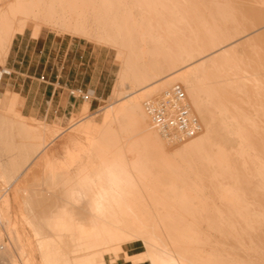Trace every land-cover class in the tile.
Here are the masks:
<instances>
[{"label":"bare ground","instance_id":"1","mask_svg":"<svg viewBox=\"0 0 264 264\" xmlns=\"http://www.w3.org/2000/svg\"><path fill=\"white\" fill-rule=\"evenodd\" d=\"M139 2L0 0V65L17 36L30 29L39 38L43 28L109 45L122 64L112 94L117 102L107 107L102 128L97 134L92 122L76 128L87 144L81 150L69 144L66 161L53 163L47 152L60 128L30 124L15 108L16 119L0 115V222L10 240L1 242L0 259L107 264L106 256L125 253L134 264H264V0H150L155 16ZM161 21L172 33L170 48ZM5 73L0 69V81ZM176 84L202 124L200 134L177 142L154 130L143 103ZM238 88L251 91L252 113L241 105L234 108L239 116L228 114L224 95ZM12 97L7 93L0 104L12 107ZM206 114L218 123L209 124ZM36 160L50 185L60 179L58 187L45 189L48 179L43 190L22 186ZM69 161L74 170H61ZM109 165L118 180L107 213L96 216L90 191L75 201L70 193L82 175L101 177ZM10 213L51 214L50 230L43 238L40 227L34 230L41 238L33 245L9 222ZM136 241L146 251L129 256L125 247Z\"/></svg>","mask_w":264,"mask_h":264},{"label":"rangeland","instance_id":"2","mask_svg":"<svg viewBox=\"0 0 264 264\" xmlns=\"http://www.w3.org/2000/svg\"><path fill=\"white\" fill-rule=\"evenodd\" d=\"M139 4L143 7L145 6L149 7L150 9L153 10V15L154 16L156 15L155 14L156 11L154 10L156 6L154 4L150 6V0H140ZM157 8L159 9L161 8L163 16L167 18L168 10H166L164 6L161 7L160 5H157ZM160 24H161L160 28H163L165 32L164 35L167 36L168 38L167 44L169 45L170 48L172 44L169 40L171 38L172 33L170 34L168 30L169 29L168 25H165L163 21H161ZM41 31L42 32L39 38H34L32 35V31H30V29L27 30L25 36H21V35L17 36L12 44L11 54L9 58H7L4 65H0V69L7 71V73L3 75V78L0 81V101L4 99L7 93L13 96L11 100V102L13 103L11 104L12 107L9 106L5 107L2 104H0V115L3 114L1 116L6 119L8 118V120L16 119V115L13 113L14 112L13 108H15V111H17L22 117H24V119H26L29 123L31 122L30 124L33 123V125L35 124L38 126L42 125V128L45 127L46 130L60 128L61 131H64L65 134L63 133L64 135L62 134L60 138L56 139L47 150V152L51 155V158H53L54 160V161L52 160V162L56 163L57 160H62V161L67 160V155H65L67 154L66 149L72 147V149L74 148L77 150H81L82 146L83 145L85 146V144H87L86 143L87 139H85L87 138L85 135L86 133L85 134L78 133L75 131L76 128L78 130L82 125H85L88 122H92V129L95 134H97V132L102 128L104 121L103 117L107 112L108 109L107 107L117 102V100H115L116 98L112 97L113 96L112 94L115 91V88L118 86L120 80L118 76H120V72L122 70V64L120 60L117 59L118 51L115 48L110 47L109 45L106 46V44H102V43L98 44L95 41L94 43L92 40H89L85 37L80 38L73 36L71 34L60 35L57 34L56 31L49 30L48 28L47 29L43 28ZM61 60H63V64L65 66V70H64L65 76L68 75L69 70L72 68L70 81L77 83L80 87V88H75L74 90L81 89L83 92L96 91V93L92 96V98L86 101H83L78 96L71 95L72 97L78 99L79 103L83 104V107L86 103L91 105L92 100L94 101L95 98L99 97V94L105 89V85H107L105 97L102 99L101 109L99 111L89 110L87 113L85 112L81 113L83 115L73 116L71 120L68 121L69 122L68 125L65 124L66 123L65 121H61L60 119H58L59 114H56V111L58 109L59 97L60 94L63 92L60 84H58V81H60L61 83V78L57 79V76L60 75L59 70L61 68L60 66ZM82 62L83 65H80V63ZM201 78L203 81H205L204 76H202ZM126 83H128V81H126ZM90 84L93 85L94 87L88 88L87 86ZM130 84L131 82L128 83L129 86H131ZM82 85L83 88L81 87ZM97 85L99 86L98 91L95 89ZM234 87L235 88L239 87V84L238 85L234 84ZM166 89L170 90L169 88H163V91H165ZM232 91L233 90H230L227 92L226 95H224L226 99L228 97L227 99L228 107L230 108V110H232V113H228V114L230 115L234 113L238 114L240 111L234 112V108L235 107L239 108L241 105L246 110V112L252 113L253 108H250L252 105L251 91L249 93L246 90L241 92L239 88L238 91H236L235 89V93H241V95L235 94L234 91L233 92ZM53 92H55L54 97L52 96ZM68 93L70 94V90L68 91ZM158 94L161 93H157V95ZM242 95H244L247 99ZM144 99H143V103L146 100ZM85 106H87V104ZM116 106L118 105L116 104ZM237 116H239V114ZM207 122L209 124L211 122L218 123L217 120L216 122L212 120L211 115H207ZM71 135L74 137H72ZM53 136L47 133V138L49 140ZM70 137H72L73 139H71ZM175 141L177 142V139H175ZM57 146L60 147L58 151L54 150V148ZM67 146L68 148H66ZM37 160L34 161L33 165L29 168L27 173H25L24 176L20 179V183L21 184L23 183L22 186L26 190L28 188L31 189V187L33 189L34 187L39 188L38 190H43L45 186H46L45 189H51V188L55 189L56 186L58 187L59 183L57 182H59L60 179H58L57 181L56 180L57 177H56L55 185L52 184L50 185L49 182L51 180H49V177L44 179L43 175L41 174V170L35 167L37 164ZM70 164L71 161L66 162L62 167H60L61 170L63 171L74 170V168H72L73 165ZM35 169H37V174L35 173L36 171ZM34 173L36 176L34 175ZM46 180L48 181V183ZM45 182L47 183L46 185ZM27 184L29 185V187H27L28 186ZM42 184L45 186L44 187L40 186ZM4 188H5V183L1 178L0 179L1 193L4 192L3 190ZM36 188L35 190H37ZM33 189L31 190L33 191ZM27 196L29 199L30 193H28ZM53 215H55L54 212H52V216ZM50 216L51 214H49L46 217L50 218ZM24 217L25 216H22V214L20 213L17 214L16 216L10 213L8 220L9 222L15 224L17 223L18 227H20L21 232L32 238L33 245H37L38 242H36L37 239L35 238L37 236L38 238L41 237L43 238V236L47 235L48 231L50 230V227L48 226H49V221H51V219L48 221L46 217L45 219L42 217L43 218L42 219L41 217L38 216L35 217V215L33 216L29 213L26 218ZM27 218L29 221L32 219L36 220L37 218L36 221L34 220L30 221V222H36V224L32 223L33 226L35 224V227L30 226V222L26 220ZM24 219L29 223V225L27 224V222L24 221ZM40 220L42 222H40ZM37 221L40 222V226H36L37 223L39 224V222ZM43 222L46 223L41 224ZM45 224L47 225L45 226ZM41 225L45 227V229L48 228L47 231L43 229ZM1 226L2 225L0 222V240H1L0 244L1 242L3 243L5 242L6 244H9L10 240L8 239L7 231L4 230L5 228H3V226L2 227ZM32 228L35 229L32 230ZM37 229L40 230L38 231L40 232L41 237L40 235L35 236L34 230L37 231ZM125 249L129 256L139 255L142 254L144 251H146V247L144 243L140 241H136L132 244L127 245ZM7 259H8L7 257L5 260H2L1 258L0 264H10L9 260ZM16 260L18 264H23V263L26 264L24 261L22 262V258L19 259L17 257ZM106 261L107 264H134L132 261L126 259L125 253L121 254L116 259H113L112 256H106ZM142 264H151V263L145 262Z\"/></svg>","mask_w":264,"mask_h":264},{"label":"built area","instance_id":"3","mask_svg":"<svg viewBox=\"0 0 264 264\" xmlns=\"http://www.w3.org/2000/svg\"><path fill=\"white\" fill-rule=\"evenodd\" d=\"M94 94L93 91L70 90V95L78 96L83 101L90 100ZM144 109L154 130L168 138L185 141L200 134L202 130L201 121L190 106L180 84L147 99Z\"/></svg>","mask_w":264,"mask_h":264},{"label":"clouds","instance_id":"4","mask_svg":"<svg viewBox=\"0 0 264 264\" xmlns=\"http://www.w3.org/2000/svg\"><path fill=\"white\" fill-rule=\"evenodd\" d=\"M108 178V186L103 184V178ZM118 180L114 166L109 165L105 167L103 176L95 179L82 175L78 180V187L70 193L72 200H79L86 191L92 193L93 199L91 201V212L96 216H103L108 211V206L111 202L110 189L115 187Z\"/></svg>","mask_w":264,"mask_h":264},{"label":"crops","instance_id":"5","mask_svg":"<svg viewBox=\"0 0 264 264\" xmlns=\"http://www.w3.org/2000/svg\"><path fill=\"white\" fill-rule=\"evenodd\" d=\"M11 54V53H10ZM10 56V55H9ZM9 58V57H8ZM57 60V59H56ZM80 65H83V62L80 63ZM61 68H60V75L57 76V79L61 78V83L60 81H58V84H60L63 92L60 94L59 97V103H58V109L56 111V114H59V118L61 121H65L68 125V121L71 120V118L73 116H78L82 113L85 105L87 104V106L89 107L90 111H99L101 109V103H102V99L105 97V92H106V86L105 85V89L99 94V97L95 98L94 101L92 100L91 105L86 103L83 107V104L79 103L78 99L72 97L68 91L69 90H73L75 88H80L79 85L75 82H71L70 78H71V72H72V68L69 70L68 75L65 76L64 74V70H65V66L63 64V60H61ZM87 75V72H86ZM93 78V76H92ZM83 88V85L81 86ZM88 88L94 87L93 85H88ZM95 89L98 91L99 90V86L97 85L95 87ZM96 93V91H95ZM55 92H53L52 96L54 97ZM66 125V126H67ZM60 147L57 146L54 148V150H59Z\"/></svg>","mask_w":264,"mask_h":264}]
</instances>
